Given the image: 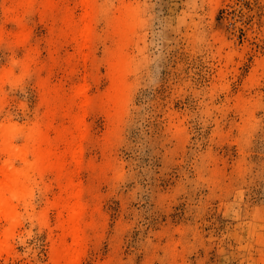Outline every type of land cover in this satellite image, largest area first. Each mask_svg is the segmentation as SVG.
I'll list each match as a JSON object with an SVG mask.
<instances>
[{"label":"rangeland","instance_id":"374dc122","mask_svg":"<svg viewBox=\"0 0 264 264\" xmlns=\"http://www.w3.org/2000/svg\"><path fill=\"white\" fill-rule=\"evenodd\" d=\"M5 131L64 170L0 220V264H66L65 186L77 264H264V0H0V165Z\"/></svg>","mask_w":264,"mask_h":264},{"label":"bare ground","instance_id":"6f19581e","mask_svg":"<svg viewBox=\"0 0 264 264\" xmlns=\"http://www.w3.org/2000/svg\"><path fill=\"white\" fill-rule=\"evenodd\" d=\"M3 136L5 139L3 151L9 154L10 160L0 165V220L5 224L3 235H8L19 217V204L25 199L32 174L37 170L44 171L49 168L63 172L64 163L52 148L49 136L44 132L34 131L27 134L25 144L15 154L23 162V166L17 167L11 161L14 157L13 151H16L12 146V135L5 131ZM75 153V151L72 153L74 159L77 156ZM65 193L58 204L60 214H66L62 222L63 241L58 249V259L66 264H77L80 255L73 245L68 246L65 240L72 237L73 242L79 241L78 219L82 208L79 204L71 202L70 199L75 193L70 186H65ZM4 247L5 241L0 243V251Z\"/></svg>","mask_w":264,"mask_h":264}]
</instances>
